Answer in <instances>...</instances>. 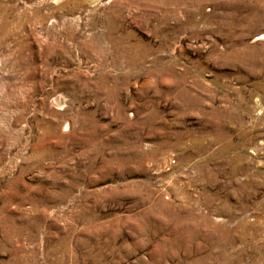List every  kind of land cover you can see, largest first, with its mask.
<instances>
[{
    "label": "rangeland",
    "instance_id": "obj_1",
    "mask_svg": "<svg viewBox=\"0 0 264 264\" xmlns=\"http://www.w3.org/2000/svg\"><path fill=\"white\" fill-rule=\"evenodd\" d=\"M264 0H0V264H264Z\"/></svg>",
    "mask_w": 264,
    "mask_h": 264
},
{
    "label": "bare ground",
    "instance_id": "obj_2",
    "mask_svg": "<svg viewBox=\"0 0 264 264\" xmlns=\"http://www.w3.org/2000/svg\"><path fill=\"white\" fill-rule=\"evenodd\" d=\"M263 37H264V35H262V37H261V38L259 37V40H260V39H262Z\"/></svg>",
    "mask_w": 264,
    "mask_h": 264
}]
</instances>
